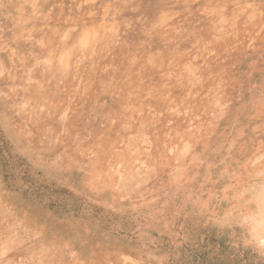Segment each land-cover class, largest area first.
Here are the masks:
<instances>
[{
  "label": "rangeland",
  "instance_id": "374dc122",
  "mask_svg": "<svg viewBox=\"0 0 264 264\" xmlns=\"http://www.w3.org/2000/svg\"><path fill=\"white\" fill-rule=\"evenodd\" d=\"M0 264H264V0H0Z\"/></svg>",
  "mask_w": 264,
  "mask_h": 264
},
{
  "label": "bare ground",
  "instance_id": "6f19581e",
  "mask_svg": "<svg viewBox=\"0 0 264 264\" xmlns=\"http://www.w3.org/2000/svg\"><path fill=\"white\" fill-rule=\"evenodd\" d=\"M10 7H11V9L17 10L19 7H22V6H21V4L19 2L14 1V2L11 3ZM44 39L46 41H49L50 44H52V42H53L52 39L49 36L45 37ZM88 41L89 40L86 39L84 41V45L89 43ZM41 46H42L41 51L43 52L44 57L46 58V65H48L49 68H51L53 66L55 61L56 62L57 61H61V60L63 61L65 59H67V58H70L72 53H73L72 46H68L66 48V50H63V51H54L53 52V51L50 50V53H51V56H52V59H51L50 54H49V52L47 50V47L43 46L42 44H41ZM46 76H47V74H45L43 77L40 75L38 81L35 82L36 86H41V88L44 89L45 86H46L44 84L45 83V79L47 78Z\"/></svg>",
  "mask_w": 264,
  "mask_h": 264
}]
</instances>
